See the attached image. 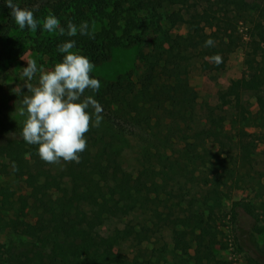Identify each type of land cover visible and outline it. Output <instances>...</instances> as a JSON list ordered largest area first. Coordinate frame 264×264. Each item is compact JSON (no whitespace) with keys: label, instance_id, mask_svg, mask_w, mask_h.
<instances>
[{"label":"trees","instance_id":"trees-1","mask_svg":"<svg viewBox=\"0 0 264 264\" xmlns=\"http://www.w3.org/2000/svg\"><path fill=\"white\" fill-rule=\"evenodd\" d=\"M13 2L33 10L34 17L41 23L34 32L28 28L21 30L10 15L6 0H0V35L10 45L11 52L21 54V47L25 45L61 62L65 54L57 50L58 45L68 40H75L73 51L81 52L95 65L107 61L115 47L143 42L144 32L138 33L141 13L149 16L155 28L161 20L171 25L185 24V35H166L169 47L159 57L164 61L161 70L168 80L179 76L180 64L193 58H199L203 71L224 69L229 55L244 44L241 24L246 23L252 10L262 6L248 0H47L40 5L39 0ZM178 5L181 10L163 19L161 9ZM49 14L59 19L66 32L68 21L77 26L88 22L94 38L79 32L69 37L60 35L58 30L53 34L45 31L42 21ZM256 27H262V22L258 21ZM209 38L215 41L214 47L204 46ZM247 44L259 54L264 66V47L253 39ZM216 54L222 57L219 65L205 59ZM154 77L147 76L140 89L130 79L126 86L119 81L101 84L96 92L85 91L81 100L87 96L97 100L103 107V119L98 127L90 126L85 134L87 148L79 154V163L61 161L54 165L41 160L38 146L22 138V116L14 122L10 113L5 112L6 102L0 99V133L12 128L16 132V138L0 148V156L8 160L2 167L3 172L22 179L33 192L46 194L44 200L38 199L33 205L37 225L0 219V226L5 228L47 234L43 249L22 252L18 264H142L139 260L142 245L150 241L154 233L146 225L137 230L131 223L123 227L116 224L130 214L118 193L124 194L151 223L171 231L175 242L189 236L190 242L195 243V264H220L213 248L217 240L216 215L223 206L222 176L218 168L209 166L212 157L208 158L198 148L190 151L183 130L187 111L155 106L148 99ZM262 84L260 76L250 81L240 79L232 83L230 94L237 99L243 90L258 89ZM25 95L31 93L23 97ZM23 97L18 99L15 109L23 107ZM203 105L207 120L212 122L217 109ZM243 110L239 116L248 126ZM87 111L93 113L94 109L90 107ZM92 119L94 123L95 117ZM237 138L244 158L253 156L257 149L254 135L242 127ZM132 140L140 143L134 172L125 167L124 161L133 148ZM198 186L212 187V191L197 197L194 190ZM0 194L6 200L7 194L10 195L8 189L1 190ZM239 210L253 219L252 235H264V201L258 206L246 201L234 202L233 218ZM126 243L135 251L132 258L120 251ZM148 257L145 263L151 264ZM253 258L256 263L264 264L262 254Z\"/></svg>","mask_w":264,"mask_h":264},{"label":"rangeland","instance_id":"rangeland-1","mask_svg":"<svg viewBox=\"0 0 264 264\" xmlns=\"http://www.w3.org/2000/svg\"><path fill=\"white\" fill-rule=\"evenodd\" d=\"M46 1L39 0L38 4ZM248 1L262 6L252 10L246 23L241 24L240 33L244 44L229 55L224 69L203 71L199 58H193L180 64L179 76L168 80L161 70L164 61L159 60L164 50L169 47L166 35H185L187 26L182 23L171 25L161 20L159 27L162 30H158L159 27L151 26L149 16L141 13L138 33L144 32L143 42L113 48L109 59L94 64V69L90 73L92 78L99 79L103 85L117 84L120 81L122 86H126L131 79L139 89L146 83L147 76L154 75V84L150 86L148 94L152 104L187 111V121L183 124V130L188 137L190 151L198 148L208 158L212 157L209 166L214 165L218 168L222 176L220 189L223 192V206L216 215L217 240L213 248L220 264H258L252 258L255 256L253 259H257V255L260 254L264 256V235H252L253 219L241 210L238 211L236 218L231 214L234 202L246 201L258 206L264 201V66L259 54L247 44L253 39L264 47L262 16L264 0ZM181 9L180 5L164 7L161 9L163 19L166 15ZM258 21L262 22V27H256ZM13 35L15 33H12ZM21 49L23 51L21 54L11 52L10 45L0 35V53H4V56L0 55V99L6 102L5 112L10 113L14 122L20 116L21 109L19 106L15 109L14 105H18V99L28 93L25 84L37 86L41 71H50L61 62L38 54L29 46L22 45ZM78 53L82 55L81 52ZM27 60H35L38 67V72L31 81L22 75L23 68L27 67ZM254 76L261 77L263 84L260 88L245 89L237 99L231 96L230 87L234 81L240 79L250 81ZM203 104L217 109L212 122L207 120ZM240 107L244 109L243 114L248 119V126L239 116L242 110ZM25 119L26 116H22V121ZM242 127L254 135L257 143V149L251 157L244 158L238 148L237 135ZM15 138L16 132L13 128L7 133H0V148ZM132 145L133 148L125 156L124 161L125 167L134 172L140 143L132 140ZM7 164L8 160L0 156V191L8 189L10 193L6 196L7 200L0 194V219L37 225L33 205L38 199L44 200L46 194L33 192L22 179L11 173H4L2 167ZM226 171L227 175L234 173L235 176H227ZM208 190L212 191V187L198 186L194 190V195L201 197ZM52 196L54 197V194ZM118 197L130 214L116 224L123 227L126 223H131L137 230L146 225L154 233L152 239L142 245L143 254L139 257L142 264H146L147 255L151 264H195V243L190 242L189 236L181 242H175L171 231L151 223L148 216H145L137 206L129 203L124 194L118 193ZM103 232H106V228ZM46 235L45 232L29 234L0 226V261L3 264H18L22 252L43 249ZM130 247V243H126L120 251L132 258L135 251Z\"/></svg>","mask_w":264,"mask_h":264},{"label":"clouds","instance_id":"clouds-1","mask_svg":"<svg viewBox=\"0 0 264 264\" xmlns=\"http://www.w3.org/2000/svg\"><path fill=\"white\" fill-rule=\"evenodd\" d=\"M6 6L11 9L10 15L21 30H37L41 21L34 17L33 10L21 8L13 0H6ZM42 25L49 33L58 30L60 35L74 37L79 32L94 38L86 21L79 26L68 21L66 32L60 26L59 19L49 14L43 19ZM75 46V40L58 45L57 50L65 54L62 62L57 63L50 71H41L37 86L25 84L31 95L23 97V107L19 110L20 116L27 114L21 132L22 138L26 143L38 146L41 160L54 165H59L61 161L79 163V154L87 148L85 134L90 126L98 127L103 119V107L97 100L92 96L81 100L86 90L99 91L101 81L90 76L94 64L87 57L73 51ZM204 46L214 47L215 41L209 38ZM205 59L216 65L223 62L219 54ZM37 72L36 61L27 60V67L23 68L22 75L31 81ZM90 107L94 109L93 113L87 111ZM13 169L15 170L14 164Z\"/></svg>","mask_w":264,"mask_h":264}]
</instances>
